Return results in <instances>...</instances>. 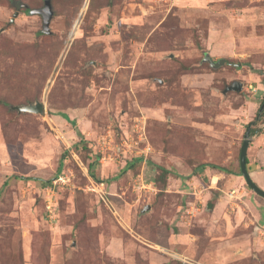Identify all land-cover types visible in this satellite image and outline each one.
<instances>
[{"label":"rangeland","instance_id":"rangeland-1","mask_svg":"<svg viewBox=\"0 0 264 264\" xmlns=\"http://www.w3.org/2000/svg\"><path fill=\"white\" fill-rule=\"evenodd\" d=\"M14 1L0 0V264H264V199L237 175L249 124L264 182V0H50L48 33L45 0ZM35 100L43 114L10 108Z\"/></svg>","mask_w":264,"mask_h":264},{"label":"water","instance_id":"water-1","mask_svg":"<svg viewBox=\"0 0 264 264\" xmlns=\"http://www.w3.org/2000/svg\"><path fill=\"white\" fill-rule=\"evenodd\" d=\"M50 0H45L43 8L39 11H35L41 15L42 18V32L48 33L49 32V22L52 17V10L49 4ZM21 5V4H20ZM19 7V5H18ZM33 12V11H32ZM17 14V12H15ZM205 59L209 62V64L213 67H218L224 63V59H219L218 61L214 62L208 55L205 56ZM242 89V84L239 81H233L229 86H226L223 92L232 90V91H240ZM264 104L261 105L260 110H262ZM11 109H14L18 112H29V113H36V114H43L44 113V106L40 100H35L34 102H29L27 104H19V105H10ZM250 141V126L247 127L244 138L242 140V144L240 147L239 153V167H240V174L243 177L246 185L258 196L264 199V190L260 188L251 178L247 164H246V157H247V148ZM211 206V203L208 204V207ZM148 206L145 207L147 209Z\"/></svg>","mask_w":264,"mask_h":264},{"label":"trees","instance_id":"trees-1","mask_svg":"<svg viewBox=\"0 0 264 264\" xmlns=\"http://www.w3.org/2000/svg\"><path fill=\"white\" fill-rule=\"evenodd\" d=\"M9 1V3H10V5H12V6H14V7H16V8H18V5L20 6V3L19 2H15L14 0H8ZM24 12H26V13H30V12H32L33 10H31L30 8H28V7H24L23 9H22ZM263 103L262 104H264V98H263V101H262ZM260 110V109H259ZM264 110V109H263ZM248 126H249V124H248ZM247 126V127H248ZM257 131H258V129H252V128H250V136L251 135H254L255 133H257ZM139 159H141V158H139ZM138 159V160H139ZM95 160H97V158H96V156H95ZM248 163V159H247V157H246V164ZM131 166H133V164L131 163V164H129V167H131ZM90 167V166H89ZM203 166H200V168H202ZM210 167H212V168H215V169H218V170H220V171H222V172H227L226 170H225V168H223V167H220V166H216V165H211ZM247 168H248V171H250V168L247 166ZM58 169H60V165H59V168ZM89 169H91V168H89ZM161 170H162V172L163 173H168V171L167 170H165V169H162L161 168ZM91 172V176L93 177V178H95V174H94V172L92 171V170H90ZM237 175H241L240 174V172L239 173H237ZM16 178H20V179H28V180H35V181H39V183H40V185H42V186H46L48 183H49V180H43V179H40V178H34V177H24V176H19V177H17V176H15Z\"/></svg>","mask_w":264,"mask_h":264},{"label":"built area","instance_id":"built-area-1","mask_svg":"<svg viewBox=\"0 0 264 264\" xmlns=\"http://www.w3.org/2000/svg\"><path fill=\"white\" fill-rule=\"evenodd\" d=\"M151 149H152V147L150 146V144L148 143V144H146V146L144 147V151L146 152V153H149L150 151H151ZM190 189H192V191L190 192V193H192V194H196V193H198V192H200V191H197L195 188H192V187H190ZM100 197L103 199V196H102V194H100ZM49 207V206H48ZM255 232H256V235H257V237L261 240V242L264 244V224H258V225H256V227H255Z\"/></svg>","mask_w":264,"mask_h":264},{"label":"crops","instance_id":"crops-1","mask_svg":"<svg viewBox=\"0 0 264 264\" xmlns=\"http://www.w3.org/2000/svg\"><path fill=\"white\" fill-rule=\"evenodd\" d=\"M251 172H253V169H250V171H249V174L251 173ZM255 172H257V174H258V180H259V183L257 182V181H254L253 180V178H252V180L260 187V188H262L261 187V185L260 184H263L262 186H264V182H262V176H260V172H259V170H255ZM251 176V175H250Z\"/></svg>","mask_w":264,"mask_h":264}]
</instances>
